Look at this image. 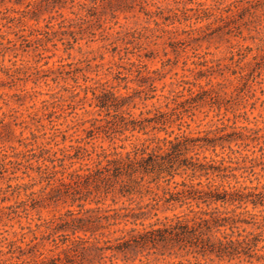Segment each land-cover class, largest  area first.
<instances>
[{"label": "trees", "instance_id": "trees-1", "mask_svg": "<svg viewBox=\"0 0 264 264\" xmlns=\"http://www.w3.org/2000/svg\"><path fill=\"white\" fill-rule=\"evenodd\" d=\"M34 1L39 4L43 0ZM56 1L74 4V0L52 3ZM212 1V5L197 2L193 8L156 6L155 15L163 17L161 23L172 24L179 21V15L183 21L190 20L187 12L192 11L195 27L188 26L182 33L192 34L212 23L228 26L230 32L231 27H238L235 17L242 3L249 8L254 1L264 0ZM76 6L78 12L71 13L77 21L65 24L59 14L62 19L57 23L59 28H68L73 43L75 33L82 34L91 22L89 11L96 9L85 2ZM2 19L8 18L1 14ZM16 20L22 23L20 18ZM202 21L206 22L196 25ZM154 24L157 26V21ZM70 27H77V31ZM0 38L5 39L1 32ZM66 45V49L72 48L69 41ZM141 57L137 55L136 61L119 57L123 71L111 72L110 78L87 85L83 75L82 85L73 78L74 85L65 86L73 97L82 91L81 99H87L90 93L87 105L98 115L103 111V116L81 123L87 122L88 127L83 129L84 137L74 139V145L58 146L57 137L64 141L66 130L51 124L45 132L37 116L35 130L39 134L30 132L29 142L18 139L26 149L15 151L10 145L12 130L3 121L6 115L0 104V184H4L0 186V264H251L264 259V254H258L264 249V245L258 246L264 244V214L247 209L250 205L264 211V183L254 171L259 167L264 172V151L260 146L259 155H255L247 149V141L257 140L250 132L257 134L259 129L252 131L233 122L188 130V121L193 122L204 105L214 106L215 116H219L221 102L217 91L185 78L176 83L181 89L160 94L161 104L133 114L134 96L115 88L123 81L122 88L129 89L127 77L133 76L138 80L140 90L135 93L140 101L156 98V86L145 76ZM0 99L7 105L5 97ZM41 102L47 108V101ZM9 110L16 111L13 107ZM40 136L44 140L37 143ZM98 138L107 139L112 146L103 148L90 142ZM116 140L120 144L114 145ZM36 184L41 186L34 190ZM159 189L161 196L153 191ZM9 199L14 203L1 205ZM106 200L110 204L104 205ZM60 202L68 208L58 215L48 219L37 216L35 221L30 217L39 207ZM87 204L94 206L85 207ZM176 209L181 210L173 212ZM158 211L172 214L159 217ZM244 225L255 229L246 231Z\"/></svg>", "mask_w": 264, "mask_h": 264}, {"label": "rangeland", "instance_id": "rangeland-1", "mask_svg": "<svg viewBox=\"0 0 264 264\" xmlns=\"http://www.w3.org/2000/svg\"><path fill=\"white\" fill-rule=\"evenodd\" d=\"M52 1L43 0L38 4L34 0H0V13L8 18L0 20V32L5 37L0 38V96L8 100L7 105H3L0 99V104L1 111L6 115L3 121L12 130L10 145L15 147V151L26 149L19 145L18 139L29 142L30 132L39 134L35 130L37 116L41 117L45 132H49L51 124L59 130H66L64 141H61V136L57 137L58 146L74 145V139L84 137L83 129L88 127L87 122L82 125L81 123L92 117L103 116V111L98 115L95 108L87 105L90 93L87 94V99H81L82 91L77 97H73L65 86L74 85L73 78H77L78 84L82 85L83 75L87 77V85L110 78L111 72L119 69L123 71L122 67H119V57L136 61L137 55L142 56L140 60L145 65L148 81L152 80L156 86V98L146 102L140 101L136 97L138 93H135L140 90L137 87L138 80L133 76L127 77V90L122 88L123 81H119L115 91L134 96L136 107L131 110L133 114L137 115L152 104H161L163 98L160 94L166 95L171 88L181 89L176 83L182 78L189 79L202 85L204 89L217 91L221 107L219 116H215L214 106L212 109L207 105L201 107L194 121H188V130L196 132L213 124L234 122L235 126L252 131L259 129L257 134L250 132L257 140L247 141V149L254 150L255 155H259L257 149L260 146L264 151V1H254L253 6L249 8L247 4L242 3V10L235 17L238 27H231L230 32L228 26L212 23L192 34L182 33L190 28L188 26L195 27L192 11L187 12L191 17L188 21H183L179 15V21L173 20L172 24L169 21L161 23L163 17L155 15L156 6L162 9L177 6L193 8L197 2L212 5V0H74L73 6L70 3ZM77 2L96 5V9L89 11L93 14L90 16L91 22L83 27L82 34L75 33L76 42L73 43L71 35L67 32L68 28H59L57 23L62 18L65 19V24L77 21L71 13L78 12ZM144 11L149 15H145ZM163 15L167 13L164 12ZM11 17L15 19L9 21ZM17 18H20L22 23H17ZM48 25H52V28ZM160 27L174 32H162L158 29ZM70 28L77 31V27ZM90 32H93V35ZM22 37H25V40ZM6 39L11 42L7 43ZM67 41L72 43L71 49H66ZM229 58H232V61H229ZM6 68L8 74L13 75L12 79L8 77ZM37 69L41 71L37 72ZM67 71L72 72L67 74ZM208 81L210 83L205 85ZM51 93L53 98L50 97ZM43 100L47 101L45 109L41 102ZM11 107L16 111L11 112ZM43 140L40 136L36 142ZM90 142L103 148L112 146L107 139L98 138ZM118 144L120 142L116 140L114 145ZM87 148L89 149L90 145H87ZM243 153L250 154V151ZM254 171L264 183V172H261L259 167ZM26 181L27 178L22 180ZM0 186L4 187V184L1 183ZM40 186L41 184H36L33 189L37 190ZM153 191L159 196L162 195L160 189ZM146 200L145 197L144 201ZM13 203L14 199H9L1 205ZM108 204L110 200L104 202V205ZM93 206L87 204L85 207ZM67 208L62 202L50 204L32 211L30 217L34 221L37 216L48 219ZM247 209L256 214H264L261 208L251 209L248 205ZM171 214V211H158L159 217ZM243 227L246 231L255 229V226ZM13 229H16V226ZM261 245H264L263 242L258 244ZM258 254L263 255L264 249ZM152 258L149 260L152 261ZM177 259L179 258H165L170 261ZM188 259L193 260L192 257ZM200 261L203 260L200 258ZM231 263L249 264L245 261ZM135 264L139 262L136 261ZM251 264H264V259L253 260Z\"/></svg>", "mask_w": 264, "mask_h": 264}]
</instances>
